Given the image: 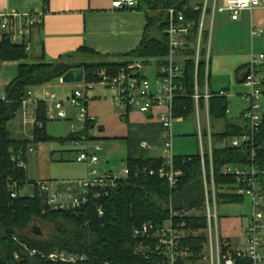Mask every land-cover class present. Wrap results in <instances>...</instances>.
<instances>
[{"label":"built area","instance_id":"1","mask_svg":"<svg viewBox=\"0 0 264 264\" xmlns=\"http://www.w3.org/2000/svg\"><path fill=\"white\" fill-rule=\"evenodd\" d=\"M139 0H113L112 8L116 10L132 9L138 6ZM264 9V0H204L198 7H170L166 9L167 25L164 34L167 37L169 54L164 63L158 67L156 85L153 86L146 75L140 74V64H131L118 74H110L103 69L99 72L101 82L114 87L117 91L115 102L119 106H129L148 114L155 108H162L159 117L164 128L163 151L165 162L158 169L145 170L150 176L159 175L169 182L170 189L178 187L182 172L174 168L173 154V123L182 117L174 116V101L186 96L183 84V73L186 62L193 60L196 67L195 76V115L199 126L201 123V99L209 101L214 96L229 97L225 90L218 92H201L199 87L198 70L202 62L206 65L207 73L210 67V44L214 20L217 14L227 13L234 21L240 19L245 11ZM190 11L198 12L196 17L190 16ZM46 10H12L0 13V45L5 39L13 45H23L28 51L34 31L44 22ZM261 30H253L257 34ZM205 49V57L203 50ZM190 53V54H189ZM264 54L252 55L244 75V83L249 92L245 95L248 107L243 111L240 126L245 132L238 136L227 137L219 144L214 140L210 129V111L207 109L206 133L199 131L200 156L204 186V203L202 213L205 219L206 242L198 254L195 249L186 244L191 238H198L193 228L187 227L183 219L195 217L199 210H184L179 212L171 206V216L158 225L145 223L134 229L133 237L137 239L135 253L142 255L150 264H238L239 259L250 260L252 264H264V167L256 164L258 154L264 149V142L258 143L257 136L261 130L264 115ZM29 95V94H28ZM46 106L49 120L65 119L71 121L73 134L80 138L72 141L79 148L76 156L78 162H84L88 167V175L76 180H37L35 184L19 187L17 182L8 181V188L13 198L19 195L41 197L44 209L79 210L93 200L108 197L111 189L115 188L120 179L129 176L126 167L123 176L112 172L99 171V152L102 145L92 139L88 123L95 121L89 115L87 87L73 90L65 99L56 93H46V100H41ZM31 99L23 100V109H27ZM229 113V111H228ZM82 126V127H81ZM201 128V127H200ZM215 145L237 148L247 146L249 153L247 161L235 164L226 163L222 166L220 175L230 178L233 182L218 184L215 175L214 150ZM34 152V148H29ZM19 166L25 167L23 161ZM227 199L222 201V196ZM248 198L250 210L247 214V225L243 229V242L233 245L220 233L219 205L231 203L229 199ZM99 216L105 211L102 206L98 209ZM24 248L25 245H23ZM28 250V248H27ZM37 251H29L35 255ZM43 257L49 260L81 264L91 259L90 254L72 253L68 250H55ZM15 258L19 260V255Z\"/></svg>","mask_w":264,"mask_h":264},{"label":"trees","instance_id":"2","mask_svg":"<svg viewBox=\"0 0 264 264\" xmlns=\"http://www.w3.org/2000/svg\"><path fill=\"white\" fill-rule=\"evenodd\" d=\"M188 2L189 0H147V6L154 14L150 13L152 16L148 14L149 21L143 42L138 49L127 53L120 61L77 62L71 55L52 63L29 62L23 45H13L9 39L1 43L0 61L23 62L18 76L7 86L5 98L0 99V264H74L53 261L42 256L57 249L90 254L91 259L81 264H150L142 255L135 253L137 239L133 237L134 229L145 223L152 222L156 225L163 223L171 216V206L179 212L193 209L202 211L204 186L199 152L193 155L175 156L174 168L181 171L182 176L178 181V187L174 190L170 189L166 179L160 178L159 175L150 176L148 172H145V170L158 169L165 162L163 157L150 156L148 150L141 145L144 141L158 144L159 134L163 132L162 123L152 124L151 129H149L150 126L137 125L135 130L130 124V134L125 138L128 147L126 167L129 169V176L126 179H120L117 186L111 189L108 197L93 200L79 210L44 209L43 201L38 193L34 196L24 194L13 198L8 188L9 179L17 182L19 187L36 183L37 180L28 179L26 166H19V162L23 161L26 165L30 146L55 139L47 133L49 119L46 106L42 101H39L37 106L33 138L23 139L12 136L8 124L22 109L23 100L28 96L29 89L60 79L73 68H84L86 83H99L102 80L99 72L103 69L116 75L126 70L135 61L147 64L153 57L158 58V66L162 65L169 54L167 37L164 34L167 25L165 11L170 7L187 6ZM188 14L196 17L198 12L190 11ZM156 32L157 35H154ZM79 53H88L93 58L98 56L88 49H82ZM195 76V63L193 60H188L183 73V84L187 95L175 99L174 116L176 117L189 118L195 113V101L192 97L195 93ZM198 79L199 84L205 83L204 62L199 66ZM203 101L202 98L200 102L203 103ZM209 106L213 120H226L223 131L214 134L217 141L221 142L227 137L238 136L245 132L240 124L227 120L229 111L227 97H211ZM126 109L128 113L136 108L127 106ZM126 113L122 119L128 123ZM95 123L90 121L88 127H94ZM79 136L71 132L69 136L59 140L72 143L73 140L80 138ZM92 139L94 140L93 137ZM257 141L264 142V115ZM75 149L78 154L79 148L75 147ZM248 153L247 146L215 148L214 164L218 184L233 182L230 178L220 175L222 166L226 163L246 162ZM256 164L264 167V149L258 154ZM221 196L222 201L227 199L226 196ZM229 200L232 203L243 201L241 198ZM99 206H102L105 211L103 216L98 214ZM178 220L186 221L187 227L193 229L200 227L202 223L205 224L203 218L202 223H198L200 219L195 217ZM40 221L56 226V235L50 240L41 241L42 235L37 236L33 233V226L39 225ZM205 242L206 238L200 236L187 240L186 244H190L199 254ZM23 243L29 247L27 252L23 249L25 245ZM32 250L37 253L30 255L29 251ZM16 254L19 255V260L15 258ZM197 260L198 258L194 259V264ZM238 264L252 263L250 260L239 259Z\"/></svg>","mask_w":264,"mask_h":264},{"label":"crops","instance_id":"3","mask_svg":"<svg viewBox=\"0 0 264 264\" xmlns=\"http://www.w3.org/2000/svg\"><path fill=\"white\" fill-rule=\"evenodd\" d=\"M112 1L113 0H0V13L12 10L34 9L47 11L43 24L34 31L30 49L26 51L29 62L43 61L52 63L71 55H73V59L77 62L94 60V58L97 60L120 61L124 59V55L141 46L148 26V14L151 13L153 15L154 13L149 10L147 0H140L136 8L121 10L113 9ZM203 1L204 0H189L187 6L198 7ZM256 29L261 30V32L254 35L253 30ZM154 35H157V32L154 33ZM82 49L93 51L98 56L93 58L89 56L88 53L80 54L79 52ZM213 50H216L221 62L227 63L230 61L231 67H236L235 74L237 81L242 84L241 86L248 89L244 83V75L251 57L252 55L264 54V9L258 8L253 11H245L237 21L232 20L227 13L216 15L209 52V72L207 73L205 66V83L203 85L199 84L202 93L206 90L209 92H218L212 90L210 85ZM205 53L206 51L204 49V57ZM22 62L23 61L18 60L0 61V99L5 98L6 88L18 76ZM134 64H140L142 67L139 72L145 75V65L148 63L143 64L141 61H135ZM157 67H159L158 63ZM239 69L241 70L237 73ZM262 73L264 75V66ZM41 87L57 91L60 97H68L73 90L84 86L77 85L73 87L71 84L63 83L62 78H60L43 84ZM85 87H87V90L90 92V96L87 93L90 99L88 103L89 115L94 118L96 122L95 126L90 128V134L95 141L101 142L102 148L104 146V148L108 150L111 148L109 144L115 143H110L109 141L119 140L124 141L127 147L125 138L130 134V124L133 130L136 129L137 125L150 126L149 129H151L152 124H161L159 117L163 111L162 108H155L148 114L142 113L138 109H131L126 113L127 106H119L115 102L117 94L116 89H111V86L103 82H85ZM31 88L29 89L28 95L31 102L27 109H23L22 107L20 112H18L19 120L22 121L23 124L29 123V126H27L28 129L27 127L24 128L20 122L17 125H15L16 121L9 124L11 127L14 126L21 131V133L13 134L16 138H33L32 131L35 126L37 106L41 100H38V97L32 95ZM221 90H229L228 92L230 93V89ZM246 93H248L247 90L241 89L237 91V95H240L241 99H245ZM200 105L201 126L198 124L195 113L192 115L197 121L198 131L196 137L199 148V131L201 129L202 133L207 132L208 124L206 121V114L208 107L210 111L209 101L204 99L203 103L200 102ZM125 113L129 120L128 123L122 119ZM183 119L187 118L182 117L179 120ZM221 121L222 120H213L210 115V129L213 134L223 131L226 123L214 130L213 123L216 122V124H218ZM231 121L233 123L235 122L233 119ZM70 122L71 121H67L66 123L71 126ZM235 123L241 124V118L239 122ZM9 129L11 130L10 127ZM20 134L23 135V137H18ZM49 135L57 137L54 134ZM104 140L109 141L104 142ZM164 140L163 128V132L159 134L157 145L150 144L147 141H144L141 145L148 150L150 155L151 148L161 146L163 149ZM55 143H61L60 145H62V147L58 148L54 145ZM30 147L34 148V152L28 150L26 156L28 179H35L29 176L28 169V163L34 162L35 164L39 163L43 165V167L41 166L38 168L39 171H35L40 173L39 175L42 177L40 179L51 180L50 177H54V172L57 171V167L53 168L54 161L60 162V166L62 164H67L65 165L67 167H62L61 170L66 172L71 179H83L87 177L88 172L86 171L85 165L75 160L77 153L75 151V146L71 142H61L59 139L55 138ZM198 152L200 153V151ZM57 156L58 158H56ZM163 156L164 154L160 157ZM101 172L109 173L112 171L108 172L102 170ZM35 176H38V173H36ZM222 204L231 205L234 203ZM240 222L241 219H238V217L224 219V229L226 227V232L223 231V235L221 231V224L223 221H220L221 235L229 241L231 239L230 242L237 246L243 241L244 225L242 226ZM240 225L242 227H239Z\"/></svg>","mask_w":264,"mask_h":264},{"label":"rangeland","instance_id":"4","mask_svg":"<svg viewBox=\"0 0 264 264\" xmlns=\"http://www.w3.org/2000/svg\"><path fill=\"white\" fill-rule=\"evenodd\" d=\"M196 1V0H192ZM190 54V53H189ZM94 60H97L94 58ZM129 60V59H128ZM226 60V59H224ZM157 61L158 58L153 57L149 59V62L147 65H145V75L147 78L150 80L151 84L153 86L156 85L157 81V72H158V67H157ZM129 67V66H128ZM236 67H231V62L228 61L227 63L221 62V59L218 58V54L216 50H213V63L212 67L210 70V85L212 87V90L215 91H220L221 89H230V96L228 97L229 99V113H228V121H231L232 119L235 122H239V119L241 118V114L243 111L248 107V103L245 99H241L240 95H237V91L239 90H247L248 89L244 88L241 86L242 84L237 81V77L235 74ZM73 87H76L77 85L84 86L85 87V82L81 84H71ZM111 89H115L112 87ZM31 93L34 97H38V100H46V93H56L59 98L65 99L66 96L60 97L59 93L57 91H52L48 88H43L41 85L33 86L31 88ZM229 91V90H225ZM87 93L89 95V90H87ZM90 96V95H89ZM20 112V111H19ZM16 121V122H15ZM14 123L15 125L20 124L26 128L29 126V123L23 124L22 121L19 120L18 113L16 117L9 122ZM67 121L65 119H57V120H49L47 123V132L49 134H54L57 137H54L56 139H61V138H66V136L70 135L72 132L71 126L66 123ZM226 123V120H222L218 124H214V130L220 128L222 124ZM8 124V125H9ZM11 128V133L12 136L14 137L13 134L21 133V131L14 127V126H8V128ZM23 129V128H22ZM28 129V127H27ZM198 131V126H197V121L194 116L189 117L187 119L183 120H176L173 123V154L174 155H190V154H196L199 149V143L196 137V133ZM18 137H23V135H19ZM16 138V137H15ZM216 143H220L214 138ZM109 140H104V142H108ZM112 144H109L111 148L108 150L104 148L101 152H99V157H100V162L98 165L99 171H112L113 174L123 176L124 171L126 169V158H127V147L126 143L124 141H109ZM61 144V143H60ZM54 144L58 148H61L62 145ZM221 147L218 145H215V148ZM66 148V147H65ZM164 154V151L161 146H156L154 148L150 149V155L160 157ZM58 158V156L56 157ZM31 159V158H30ZM32 160V159H31ZM84 164V163H83ZM67 164H62L60 166V162H55L53 163V168L57 167V171L54 172L55 176L50 177L51 180H69L71 177L67 175L66 172L62 171V167H67L65 166ZM86 167V171L88 172V167L86 164H84ZM43 167V165L37 163L35 164L34 162H29L28 163V169H29V176L34 177L35 179H40L42 178L41 175H39V167ZM35 172V173H34ZM38 173V176H35V174ZM49 179V178H46ZM250 210V200L248 198H245L244 201L242 202H236L231 205H224L220 204L219 205V217L221 221H223V226L221 224V231L222 234L224 235L223 231L226 232V227L224 229V219L230 218V217H238V219H241L242 226L244 227L247 225V214ZM202 211L196 212L195 213V218L200 219L198 223H202V218L203 217ZM205 223V219H204ZM205 224L202 223L200 227H196L195 233L200 236L205 235ZM227 225V224H226ZM225 225V226H226ZM39 228L42 231V236H41V241L44 240H50L51 237L56 235L57 229L56 226L40 221L39 223ZM241 225L239 227H242ZM243 227V228H244ZM242 228V229H243ZM31 235V234H30ZM33 238L32 236H30ZM29 238V237H28ZM231 241V239H230ZM243 241H241L242 243ZM25 244V243H23ZM25 247L23 249L27 252V248L29 247L25 244Z\"/></svg>","mask_w":264,"mask_h":264},{"label":"water","instance_id":"5","mask_svg":"<svg viewBox=\"0 0 264 264\" xmlns=\"http://www.w3.org/2000/svg\"><path fill=\"white\" fill-rule=\"evenodd\" d=\"M85 80V70L83 67L70 69L62 76V82L65 84H81ZM33 233L37 236L42 235L38 225L33 226Z\"/></svg>","mask_w":264,"mask_h":264}]
</instances>
